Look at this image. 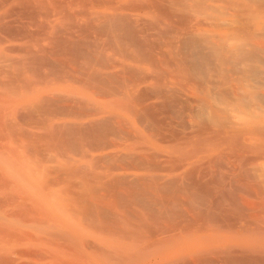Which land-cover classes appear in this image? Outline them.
I'll return each mask as SVG.
<instances>
[{
	"label": "bare ground",
	"instance_id": "bare-ground-1",
	"mask_svg": "<svg viewBox=\"0 0 264 264\" xmlns=\"http://www.w3.org/2000/svg\"><path fill=\"white\" fill-rule=\"evenodd\" d=\"M0 264H264V0H0Z\"/></svg>",
	"mask_w": 264,
	"mask_h": 264
}]
</instances>
